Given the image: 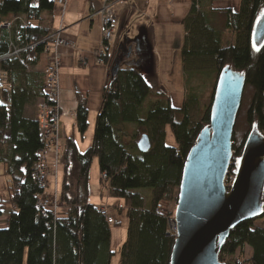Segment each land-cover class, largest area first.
<instances>
[{
	"label": "trees",
	"instance_id": "16d2710c",
	"mask_svg": "<svg viewBox=\"0 0 264 264\" xmlns=\"http://www.w3.org/2000/svg\"><path fill=\"white\" fill-rule=\"evenodd\" d=\"M227 1L193 0L183 22L186 37L181 58L189 87L180 109L174 108L166 95H154L136 69H120L104 88L92 146L80 152L73 137L65 142L60 193L63 210L57 214L37 209L42 191L33 181L45 148L35 104H51L45 91L42 56L54 32L49 19L55 0L0 2V26L13 22L12 17L20 12L27 25L15 22L11 30L0 27V165L10 178L9 200L0 199V217L9 211L7 228L0 230V264H111L112 225L101 208L89 202L95 159L101 177L106 176L114 205L127 210L120 264L171 263L175 237L169 234L171 220L160 206L178 202L188 155L210 125L218 79L227 66L246 78L229 172L240 161L253 130L264 136V44L258 49L252 42L264 0H241L238 13L214 7ZM17 50L24 52L14 56ZM211 72L215 74L211 103L203 111L199 109L200 96L190 84ZM153 98L156 101L151 104ZM88 120L87 101L79 97L76 126L82 136L88 131ZM168 128L175 146L167 144ZM140 134L150 139L148 153L138 149ZM139 190L150 191L149 205ZM255 221L231 231L219 255L222 264H264V229L255 228ZM247 248L252 251L250 260L235 259Z\"/></svg>",
	"mask_w": 264,
	"mask_h": 264
},
{
	"label": "water",
	"instance_id": "95a60500",
	"mask_svg": "<svg viewBox=\"0 0 264 264\" xmlns=\"http://www.w3.org/2000/svg\"><path fill=\"white\" fill-rule=\"evenodd\" d=\"M129 41L125 38L120 48L125 49ZM252 42L258 49L264 44V12L255 24ZM137 44L140 52L138 41ZM120 69L116 63L112 78ZM245 82V75L235 72L232 66L219 76L210 125L200 133L185 164L170 264H222L219 255L231 231L263 216L264 136L257 129L246 142L231 189L226 187L235 155L233 134ZM138 149L141 153L152 149L147 135L140 138Z\"/></svg>",
	"mask_w": 264,
	"mask_h": 264
},
{
	"label": "crops",
	"instance_id": "0c3cea01",
	"mask_svg": "<svg viewBox=\"0 0 264 264\" xmlns=\"http://www.w3.org/2000/svg\"><path fill=\"white\" fill-rule=\"evenodd\" d=\"M59 1L55 0V10L49 20L52 30H62V37L71 46L62 49L63 64L59 70V105L65 116L62 119V135L64 141L73 137L79 151L85 152L92 146L103 90L112 80V70L116 63L124 70H138L149 83V78L145 76L149 74H144L142 69H148L153 76L161 73L160 68L163 66L156 50L158 37L182 34L185 39L183 22L190 14L193 0H113L119 28L114 36L112 55L104 65L99 64L95 56L102 43L101 19L97 16L102 0H65L64 5H60ZM214 7L217 8L216 5ZM125 38L130 41L125 49H121L120 43ZM137 41L140 52L137 51ZM130 48L132 51H129ZM167 65L163 73L170 75L173 73L174 62L168 60ZM79 97L87 101L89 111V128L84 136L78 132L74 118ZM100 204L98 200L92 203L98 208L106 207L111 212L109 207L113 201L106 200L104 206ZM1 227L4 228L5 224Z\"/></svg>",
	"mask_w": 264,
	"mask_h": 264
},
{
	"label": "rangeland",
	"instance_id": "374dc122",
	"mask_svg": "<svg viewBox=\"0 0 264 264\" xmlns=\"http://www.w3.org/2000/svg\"><path fill=\"white\" fill-rule=\"evenodd\" d=\"M2 0H0L1 2ZM38 0H34V4H37ZM218 5H220L218 7ZM217 8L221 9H231L235 13L240 12V6H241V0H230L227 2H218L216 3ZM234 7V8H233ZM16 20L17 18H21L22 21H24L25 16L23 15V12H20L16 14V17H12ZM18 21V22H22ZM26 23V22H25ZM159 40L156 42V50L159 54L160 61L162 63V67L160 68L161 73H158V75L153 74L151 76V72L148 69H142V72L147 78H149L150 87L152 89V92L154 95L157 94H164L167 97L170 98L171 104L174 108L180 109L184 103V101L187 98V91H188V84H186L187 75L184 74V69L182 66V60H181V52H179L180 48L182 47V44H184L185 39L184 35L179 34L174 37H158ZM164 38V39H163ZM228 38V37H227ZM122 40V39H121ZM120 40V41H121ZM184 41V42H183ZM122 45V44H121ZM121 47V46H120ZM113 55L115 58L116 56ZM114 54V53H113ZM169 55V58H168ZM112 57V58H113ZM168 60L170 62H174V68L173 73L165 74L163 71L167 68V62ZM42 69L45 71L48 63L47 61L42 57ZM63 64V60H62ZM62 67V65H61ZM60 75V73H59ZM204 80V82L201 79L195 80L190 84V87L195 90V92L200 96V103H199V109L200 110H206L208 106L211 103V95L213 93V86L215 82V74L212 76L211 74H202L201 76ZM61 88V87H60ZM151 104L156 101V99L150 100ZM42 102L37 101L35 104V109H38L39 114V106ZM147 109V108H146ZM64 114L63 111H61V118H60V125H59V145L61 146L59 153L52 152L48 154L47 156V163L48 167L50 169V177L48 180V187L46 189V195L48 196L50 200L56 202L59 206V209L57 212L60 213V211L63 210V205L60 202V193H61V187H62V181L64 178V167H65V142L64 137L62 135V119ZM76 119V116H74ZM96 124V123H95ZM86 135V134H85ZM142 134H140L139 139L141 138ZM138 139V140H139ZM137 140V141H138ZM167 144L169 146H175V140L172 136L171 130L167 129ZM81 147V146H80ZM57 158V159H56ZM59 159V160H58ZM239 162L236 163L235 169L232 172H229L227 179H226V187L228 189H231L235 178L237 174V170L239 167ZM4 167L0 165V199L2 201H8L9 200V194H8V187L10 185V178L7 176V172L3 170ZM108 187L106 184V181L104 178L101 177L100 171H99V161L98 159H95L91 168L90 172V181H89V202L90 204L96 203L98 200L101 204L100 206H104L106 200L107 201H113L109 194H108ZM138 194H140L146 202V205L150 204V191L149 190H139L137 191ZM113 205V207H112ZM110 205L112 208H109L111 212L108 213L115 221V224H112V245H111V251L113 253V257L111 260V264H120V248L124 241H126L127 237V227L128 222L126 218L127 210L124 206H121L120 204ZM108 209V208H107ZM177 210V204L175 202L172 203H163L160 206V211L167 215L170 218V227H169V234L170 236H176V228L173 224L175 219V213ZM4 216L0 217V226L5 224V222L8 220L9 211L5 210ZM255 228L264 229V219H258L254 223ZM7 228V224H5V227H1V229ZM122 242V243H121ZM252 251L250 248H247L243 254L237 253L235 256V259L248 261L251 259ZM228 260V259H227Z\"/></svg>",
	"mask_w": 264,
	"mask_h": 264
},
{
	"label": "built area",
	"instance_id": "2783aa9c",
	"mask_svg": "<svg viewBox=\"0 0 264 264\" xmlns=\"http://www.w3.org/2000/svg\"><path fill=\"white\" fill-rule=\"evenodd\" d=\"M59 4L64 5L65 0H60ZM97 16L101 19L102 43L100 49L96 51L95 56L97 62L104 65L106 63V58L108 59L112 55V47L115 39L114 36L119 28V21L115 12V2L113 0H102ZM18 21H22L21 18H17L10 23L4 22L0 27L3 30H11L14 23ZM21 23L24 26H27L25 21H22ZM68 47L71 46L62 37V30L55 31L49 38V42L42 56L48 63L45 70L44 85L47 97L51 104L42 102L39 106L38 121L45 142V148L42 152L41 166L34 174L33 181L37 183L38 188L42 191V194L38 198L37 209H42L47 212L52 211L54 214L58 213L59 206L56 202L47 198L48 196L46 195V189L50 177L47 155L52 152L59 153L61 148L58 137L62 111L59 105L61 96L59 70L62 65V49ZM23 52V50H17L13 55L19 56ZM103 178L106 179V176L104 175ZM100 212L106 217L109 224H114V220L108 213L106 207H101Z\"/></svg>",
	"mask_w": 264,
	"mask_h": 264
}]
</instances>
